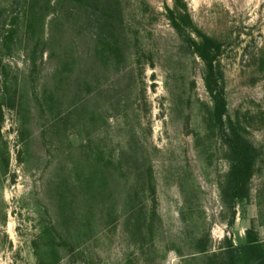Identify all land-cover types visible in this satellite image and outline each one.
<instances>
[{
    "label": "rangeland",
    "instance_id": "obj_1",
    "mask_svg": "<svg viewBox=\"0 0 264 264\" xmlns=\"http://www.w3.org/2000/svg\"><path fill=\"white\" fill-rule=\"evenodd\" d=\"M233 129L259 155L231 201ZM250 240L264 255V0H0V264H223L230 244L260 264Z\"/></svg>",
    "mask_w": 264,
    "mask_h": 264
},
{
    "label": "trees",
    "instance_id": "obj_2",
    "mask_svg": "<svg viewBox=\"0 0 264 264\" xmlns=\"http://www.w3.org/2000/svg\"><path fill=\"white\" fill-rule=\"evenodd\" d=\"M174 27L181 33L180 27L176 22L174 23ZM196 47L199 55L206 61L209 70L206 76V83L215 104L214 120L218 125H224L223 117L226 112L225 100L219 92H215L211 85L213 78H215L213 60L215 54L219 51V44L205 36L203 37L202 43ZM230 149L231 167L227 175V183L222 187V193L225 200L228 199L227 197H230L231 201L242 200L248 195L252 168L258 158L259 151L250 140L240 135L234 129L230 137ZM257 243V240H250L243 247V251L246 257L249 251H254L256 255L255 260L260 261V264H264V255L257 254L259 252ZM238 250L239 248L230 244L227 251V259L223 264H251L246 258L238 256Z\"/></svg>",
    "mask_w": 264,
    "mask_h": 264
}]
</instances>
